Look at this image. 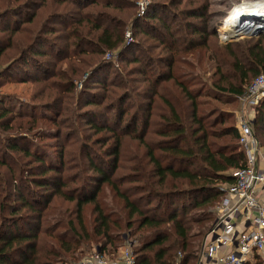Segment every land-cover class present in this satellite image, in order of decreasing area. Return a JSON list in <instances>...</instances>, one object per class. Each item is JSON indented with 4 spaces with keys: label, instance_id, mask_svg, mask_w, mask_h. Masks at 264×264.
<instances>
[{
    "label": "trees",
    "instance_id": "obj_1",
    "mask_svg": "<svg viewBox=\"0 0 264 264\" xmlns=\"http://www.w3.org/2000/svg\"><path fill=\"white\" fill-rule=\"evenodd\" d=\"M133 3L0 0V130L14 133H0V264H80L94 246L116 259L126 245L136 264H199L231 173L246 165L235 114L221 107L222 97L226 105L242 100L264 75V34L220 46L207 4L176 10L187 19L177 29L152 5L133 27L153 34L163 53L127 62L134 66L110 86L109 74L92 82L112 67L106 52L122 57L132 48L126 24L108 10L129 16ZM150 21L162 31L148 33ZM226 24L219 32L227 40ZM23 69H33L18 80L32 82L30 102L41 114L1 100L4 81ZM251 124L264 141V99ZM129 142L139 153L125 167Z\"/></svg>",
    "mask_w": 264,
    "mask_h": 264
},
{
    "label": "rangeland",
    "instance_id": "obj_2",
    "mask_svg": "<svg viewBox=\"0 0 264 264\" xmlns=\"http://www.w3.org/2000/svg\"><path fill=\"white\" fill-rule=\"evenodd\" d=\"M181 1H183V0H135V3H133V5H132L131 11H129V13H130L129 16L118 11L117 9H109L108 12L112 16V18L117 17V18L123 20V22L126 24L123 27L124 40H125V42L130 44V46H132V48L129 49L125 54H123L122 57H119L118 52H106V54L103 56V59L111 62L112 67H110L109 72L107 70H105L101 74L99 73L97 78H95V80H92V82L93 81L99 82L106 76V74H109L107 81H108V85L110 86V84L114 81V77H115V75H117V72H121L120 74L125 75V72L127 70H129V68H132L134 66L133 63H127V62L133 60L136 57L143 56V54H145V52L147 53L148 50L151 51L149 53L153 57H156L159 54L163 53L162 47H158V46L156 47V45L158 43L154 40L153 34H149L147 36H144L141 33L134 31V27H133L134 26L133 23L135 22V20H138V18H143L146 15V13L148 12V9L152 5L157 6L154 8H156L157 12L160 14L159 15L160 19H163V21L168 22V24L170 26H172L174 29H177L180 26L181 20H187V19H185V17L183 18V16H180V15H178V17H176V15L178 14V11H176V10L187 9V10H190V12H191L192 10H195L197 7H199L198 5L200 3L207 4V6L209 7V12L211 13L210 18H211L212 25L214 28L213 33H215L212 36V39L220 46L224 45L226 43L228 44V43H231L234 41H239V40L245 38L246 31L238 35L239 37H243L239 40H234L233 39L234 37H231L229 35L226 36V38H231V39L226 40L224 38H222V39L220 38L219 29L221 28L220 30L222 31V28L228 22L230 16L232 15V13L236 9H241V8L245 9L246 8V10L248 12V10L251 11V10L255 9L254 7H253V9H251L252 5H264V0H184L182 5H179V7H176V4L178 2H181ZM127 2L129 5L132 4V2H129V1H127ZM55 8L56 7L54 6L53 9L50 11H53ZM50 11L46 10V12L49 14L51 13ZM112 20L114 22V19H112ZM254 21H255V19H253V18H249V19L243 18L241 20V24H239V25L247 24V25L251 26V28H253L254 26H256V23ZM119 22H122V21H119ZM222 22L223 23L225 22V24H221ZM152 26H157V27L159 26L161 28L160 30L162 31V27H161V24L159 23V21H154V22L150 21L149 23L144 24V28L147 29L148 33H152V31H153L151 29ZM226 26H227V24H226ZM257 28H262V27L258 26ZM83 34L84 33H82L81 35H83ZM163 34H164V32L158 33L157 36H164ZM152 35H153V37H152ZM177 36H180V34ZM164 37L166 39H170V37L167 36V34ZM47 38L52 39L53 37L48 36ZM139 46H141L143 48V50L139 49L140 48ZM198 54H199V58H203L204 52H202L201 54L195 52V53H193V57L196 58V56H198ZM190 57H191V55L186 54L185 56H182L181 59H183L185 61H189ZM99 58H101V55L100 56H94V60H97ZM214 65L215 64L213 62H210L207 65L209 68L208 74L206 76L207 80H208L209 76L214 72ZM31 70L33 71V69H23V70L14 71L13 73L11 72L10 74H12L13 77H16V76L17 77L15 79L11 77V79L4 81L3 85L1 86V95H2L1 100L3 99L4 104L9 108H13L16 112H21L23 114H32V113L33 114H36V113L41 114L42 111L39 109H36L34 104H32L30 102V101H32L31 100L32 94L34 92V85L32 84V82H30V81L19 82L20 79L18 80V78L24 77V75H23L24 72H26V73L28 72V74H30ZM68 70H70L69 67L66 64H64L63 71L68 72ZM183 70L187 74H188V72H191L192 74L194 73L189 68H183ZM0 71H1V66H0ZM197 73H199V72H197ZM24 78H27V75H25ZM86 78H87V74L82 78V80L86 79ZM186 78H188V77H186ZM139 79L143 80L141 76L136 77V80H139ZM82 80H76L77 81V91H80L81 89H83V85L81 82ZM137 86H141L139 89H142L144 85L142 83H140ZM98 92H100V91H98ZM243 101H244L243 99L242 100L237 99L236 102L226 105V104H223V103H225V101H224V97H222L221 107H223L226 110H231L234 112L235 119L232 122H234L235 124L238 123V117L237 116L242 113V108L248 106V104L243 102ZM37 102H39V101H37ZM252 109H254V108L252 107L250 109V111H251V115L253 116V110ZM0 133H2L4 135L3 137H7V138L14 136L13 130H11V129H5L4 131L0 130ZM260 143H261L260 145L262 146V150L264 153V141L260 139ZM45 149L48 150L49 152L52 151L49 147H45ZM137 153H139V152L137 151V146L135 145V143H133V142L127 143L125 146V153H124V156H126L127 160H126V163H124L123 165L125 167H129L130 165L128 164V162L131 161L136 156ZM62 205L65 207L73 208V204L62 203ZM206 238H207V236H206ZM206 238H205V240H206ZM128 246L129 245H126V246L120 248L116 259L115 258L110 259L107 256H102L101 254H99V251H97L95 249L96 246H94L93 247L94 249L90 251L91 255L88 254L87 256H85L82 259V261L85 258H90V257L92 258V256H94V255H99L102 259L110 261V262L117 261L121 258V255H122L121 251ZM205 249H206V247H205V243H204L203 252H205ZM201 261H202V256H201V259L199 260V264H201Z\"/></svg>",
    "mask_w": 264,
    "mask_h": 264
},
{
    "label": "built area",
    "instance_id": "obj_3",
    "mask_svg": "<svg viewBox=\"0 0 264 264\" xmlns=\"http://www.w3.org/2000/svg\"><path fill=\"white\" fill-rule=\"evenodd\" d=\"M264 32V27L261 28ZM220 38L222 36L220 34ZM264 99V75L250 85L238 115L239 144L246 156V165L233 171L234 182L225 187V194L217 206V219L208 235L213 239L203 259L209 264H264V153L254 136L252 124L254 111ZM253 107V116L248 112ZM117 261H107L99 255L85 258L80 264H136L130 246L121 251Z\"/></svg>",
    "mask_w": 264,
    "mask_h": 264
},
{
    "label": "bare ground",
    "instance_id": "obj_4",
    "mask_svg": "<svg viewBox=\"0 0 264 264\" xmlns=\"http://www.w3.org/2000/svg\"><path fill=\"white\" fill-rule=\"evenodd\" d=\"M251 7H252L251 9H253V7L255 9H253L251 11L248 10V12H247L246 8L245 9L241 8V9H236L232 13V15L230 16V18L227 22V26H225V31L229 36L237 37L239 34L245 32L246 30L251 28V26H249L247 24L239 25V24H241V20L243 18L255 19L254 22L256 23V26L253 27L255 29H261V28H257L258 26L264 27V5H252ZM226 33L223 32L225 37L227 36Z\"/></svg>",
    "mask_w": 264,
    "mask_h": 264
},
{
    "label": "water",
    "instance_id": "obj_5",
    "mask_svg": "<svg viewBox=\"0 0 264 264\" xmlns=\"http://www.w3.org/2000/svg\"><path fill=\"white\" fill-rule=\"evenodd\" d=\"M223 23V22H222ZM221 23V24H222ZM262 34H264V32H263V30H261V29H251V30H249V32H248V34H246L245 35V38H252V37H258V36H260V35H262ZM241 38H243V37H239V36H237V37H234L233 39L234 40H239V39H241ZM227 44V43H226Z\"/></svg>",
    "mask_w": 264,
    "mask_h": 264
},
{
    "label": "crops",
    "instance_id": "obj_6",
    "mask_svg": "<svg viewBox=\"0 0 264 264\" xmlns=\"http://www.w3.org/2000/svg\"><path fill=\"white\" fill-rule=\"evenodd\" d=\"M250 109H251V107H248V112L249 113H251ZM261 151L263 152L262 147H261ZM212 239H213L212 235H208L207 236V238L205 240V247H206L205 250H207V247H208V245H209V243L211 242ZM254 263H255V261H254ZM254 263H252V264H254ZM201 264H209V262L207 261V259H203V257H202Z\"/></svg>",
    "mask_w": 264,
    "mask_h": 264
}]
</instances>
